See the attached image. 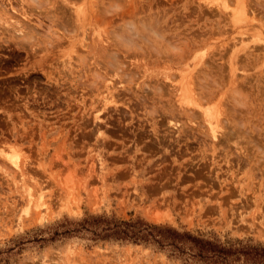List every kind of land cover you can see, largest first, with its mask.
<instances>
[{"label":"rangeland","instance_id":"obj_1","mask_svg":"<svg viewBox=\"0 0 264 264\" xmlns=\"http://www.w3.org/2000/svg\"><path fill=\"white\" fill-rule=\"evenodd\" d=\"M206 3L0 0V264H201L96 217L264 249V0Z\"/></svg>","mask_w":264,"mask_h":264},{"label":"trees","instance_id":"obj_2","mask_svg":"<svg viewBox=\"0 0 264 264\" xmlns=\"http://www.w3.org/2000/svg\"><path fill=\"white\" fill-rule=\"evenodd\" d=\"M75 225L73 232L81 229L88 231L94 238L154 244L201 264H234L238 261L242 264H264L262 248L226 247L188 232H177L162 225L146 224L139 220L126 222L96 217L90 221L82 220Z\"/></svg>","mask_w":264,"mask_h":264},{"label":"bare ground","instance_id":"obj_3","mask_svg":"<svg viewBox=\"0 0 264 264\" xmlns=\"http://www.w3.org/2000/svg\"><path fill=\"white\" fill-rule=\"evenodd\" d=\"M164 1V0H163ZM172 2V0H168V3L169 2ZM199 2H201L202 4H205L206 3V0H198ZM66 2V1H65ZM223 3H222V5L223 6H221V4H220V6L221 7H223L224 9H227L229 6L224 2V1H222ZM239 2V1H238ZM238 2L236 1V3H235V5H234V7H238L239 8V5L240 4H238ZM221 3V2H220ZM172 4V3H171ZM207 4H209L208 2L206 3V5ZM214 4V3H213ZM169 5V4H168ZM200 6H201V4H199L198 5V7L200 8ZM203 7V6H202ZM213 7H216L217 9H219V8H221V7H219L217 4H214V6ZM212 8V7H211ZM241 8V7H240ZM245 8V7H244ZM235 10H237V8L235 9ZM234 11V10H233ZM243 11V10H242ZM127 12V11H126ZM232 13V12H231ZM125 16V15H124ZM128 17V16H127ZM123 19V17H120V20H122ZM62 21V20H61ZM16 22V21H15ZM155 22V21H154ZM153 22V23H154ZM112 22H111V20H108V24H111ZM155 24V23H154ZM13 27V26H12ZM5 32V31H4ZM121 35V34H120ZM135 36H137V35H135ZM124 37V36H123ZM112 44V43H111ZM128 44V43H127ZM159 45V44H158ZM107 46V45H106ZM126 46V45H125ZM139 47V46H138ZM142 47V52H141V50H140V52L142 53L141 55L143 56L144 55V53H146L145 54V57L142 59L143 60V63L145 64V62H147V60H149V53H147L146 51H148L144 46H141ZM104 49H106V50H108V54H106V55H109L110 53H109V50H113V52L115 53V54H113V55H115L113 58H115L116 59V64H120L121 65V61L119 60V58H118V56H119V53H121V54H123V55H134L133 57H135V55L137 54V51H136V49L134 48V47H126V48H123L121 45H108L107 47H105ZM141 49V48H140ZM139 50V49H138ZM112 52V51H111ZM144 52V53H143ZM183 54V53H182ZM137 56V55H136ZM140 56V55H139ZM141 56V57H142ZM107 58V57H106ZM103 60H104V58H102ZM134 59V58H133ZM161 59V58H160ZM114 60V59H113ZM135 60V59H134ZM142 60H140L141 62H142ZM145 60V61H144ZM110 62V61H109ZM115 62V61H114ZM134 62V61H133ZM100 63H102V71L104 72V74L105 75H107V72H109V71H111L113 74H112V77L113 76H116V77H118V78H120L122 75H126L127 77L129 76V78H130V82H132V74L131 75H129V73H131V72H129V69L127 68V67H125L124 69L122 68V67H119L118 65V67L117 66H114V65H112V67L114 68H112L113 70H111L108 66H107V63H108V60H106V61H102V62H100ZM132 63V62H131ZM130 63V64H131ZM142 63V65H144ZM122 64H123V62H122ZM136 64V63H135ZM147 64V63H146ZM139 66H140V64H138ZM141 65V66H142ZM130 66V65H129ZM123 67H124V65H123ZM131 67V66H130ZM127 68V69H126ZM133 68V67H132ZM143 68V67H142ZM126 69V70H125ZM132 71V70H131ZM110 72V73H111ZM133 74H134V72H133ZM109 75V74H108ZM135 75V74H134ZM137 76V75H136ZM126 77V78H127ZM138 77V76H137ZM141 77H143V76H141ZM239 77V76H238ZM106 83V82H105ZM138 83H135L134 85L136 86ZM120 85V84H119ZM136 90V92L140 89V86H139V84L137 85V87L135 88ZM134 91V93H136ZM118 92V91H117ZM204 96V95H203ZM195 97V96H194ZM202 97V96H201ZM195 99V98H194ZM193 100V99H192ZM195 101H197V100H195ZM114 103V105H115V103L116 102H114V101H109V104H113ZM209 112V111H208ZM203 113H204V111H203ZM206 114H208L207 113V111H205V115ZM203 115V114H202ZM208 116H211V114L210 115H208ZM207 118H209V117H207ZM211 119V118H210ZM209 123H212L211 121L209 122ZM211 125V124H210ZM216 126H217V123H216ZM214 127V126H213ZM213 127H211V128H213ZM14 157V159L13 158H9V157ZM18 157V156H17ZM8 159H11V162L13 161V163H12V165H14V167L15 168H18V165H17V162H16V160L15 159H17L15 156H13V155H10V156H8ZM10 162V163H11Z\"/></svg>","mask_w":264,"mask_h":264}]
</instances>
